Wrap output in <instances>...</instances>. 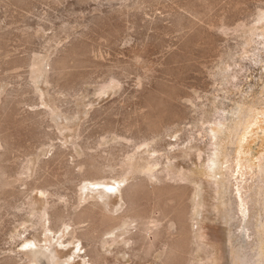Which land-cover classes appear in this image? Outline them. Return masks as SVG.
Returning <instances> with one entry per match:
<instances>
[{"label":"rangeland","instance_id":"rangeland-1","mask_svg":"<svg viewBox=\"0 0 264 264\" xmlns=\"http://www.w3.org/2000/svg\"><path fill=\"white\" fill-rule=\"evenodd\" d=\"M261 14L264 0H0V264H39L30 251L61 231L60 264H264ZM93 177L110 208L83 189Z\"/></svg>","mask_w":264,"mask_h":264},{"label":"bare ground","instance_id":"bare-ground-1","mask_svg":"<svg viewBox=\"0 0 264 264\" xmlns=\"http://www.w3.org/2000/svg\"><path fill=\"white\" fill-rule=\"evenodd\" d=\"M261 19L262 20H264V14L262 15L261 14ZM260 19V20H261ZM93 155V154H92ZM129 161V160H128ZM133 161V160H132ZM132 163V162H131ZM122 165V164H121ZM155 165H153V167H154ZM149 169H151V168H149ZM166 169V168H165ZM130 170H131V164H129V163H125V164H123L122 166H121V169H120V171H119V173L117 174L118 176V178H119V180L117 181V183H119V184H121V181H123V179L129 174V172H130ZM147 170V169H146ZM25 171V170H24ZM145 171V170H144ZM169 172H171V170L169 171ZM159 173H161V172H159ZM159 173H155V172H152V171H150V170H147L146 171V174H147V176L149 177V178H151V179H153V178H155V179H157V180H162V181H164L163 179L164 178H169V179H176L177 177L176 176H174V175H172V174H170V173H168L167 172V174H165V176H161V175H159ZM24 174V173H23ZM26 174V173H25ZM162 175H163V173H162ZM180 176V175H179ZM178 176V177H179ZM116 177V176H115ZM129 177V176H128ZM127 177V178H128ZM183 177V176H182ZM182 177H181V180L183 181V179H182ZM94 179H97L96 177H93V178H85L84 179V184H85V186H84V190H87V191H89V190H92V191H96V189H97V193L95 194L96 196H95V201L93 202V204L96 206V207H99L100 209H106V208H110V206H111V202H112V198H113V196H114V194H115V192L113 191V185L111 184V186L109 185V184H107V185H103L104 183L103 182H99V184H101V185H99L98 186V184H94L93 182H91V181H93ZM179 179V178H178ZM125 180V179H124ZM156 180V181H157ZM155 181V182H156ZM179 181H180V179H179ZM262 184L264 185V179H262ZM103 183V184H102ZM159 183V182H158ZM178 183V182H177ZM165 184V183H164ZM181 184H182V182H181ZM97 185V186H96ZM104 186V188L107 190V189H112V191H110V192H107V191H105V190H101L100 189V186ZM94 186V187H93ZM110 186V187H109ZM115 187V186H114ZM264 187V186H263ZM102 188V187H101ZM116 189V188H115ZM118 192V191H117ZM195 195V194H194ZM116 207V206H115ZM110 210H112L113 211V208H111ZM111 211V212H112ZM108 213H106V215H107ZM112 214H115V212H113ZM110 215L109 217L112 219V220H115V221H117V222H119V226L117 227V228H121V227H124V226H130V224H131V222H133V221H139L140 222V224L144 227V229H147V230H152V229H154L156 226H157V223H153L154 224V226L153 227H150L149 226V223L150 222H148L147 220H144L145 218H143L142 216H140V215H137L136 214V216H130V215H125V214H118V215H116V216H114V215ZM48 215V214H47ZM105 215V216H106ZM43 217V216H42ZM145 217V216H144ZM39 218V220L41 221L42 220V218L39 216L38 217ZM108 221H110V220H108ZM37 223V222H36ZM40 224H41V222H40ZM250 224V223H249ZM136 225V224H135ZM150 225H152V224H150ZM252 225V224H251ZM117 226V225H116ZM138 226V225H137ZM141 227V226H140ZM115 228V227H114ZM129 229V228H128ZM249 231L251 230V226L249 225L248 226V228H247ZM117 230V229H116ZM49 231V230H48ZM50 232H51V229H50ZM199 232V231H198ZM144 233V232H143ZM61 234H63L62 235V237H61V239H63V237H64V233H62V231H61ZM111 235L112 234H115L114 233V230H112L111 231V233H110ZM203 235V234H202ZM201 235V236H202ZM115 236V237H114ZM113 236V238L111 237V239H108L107 241H106V243H112V244H114V243H116V242H118V239H119V235L117 234V235H114ZM200 236V235H199ZM196 237V236H195ZM201 238V237H200ZM204 238V237H203ZM60 238L56 241V243L55 244H52V242H53V239H50V240H48L49 241V243L50 244H46V245H39V247H37V249L36 250H34V251H30V253H32V255L35 257V261L37 262L38 261V263L39 264H60V254H61V251L60 250H58V247L60 246V247H63L64 246V244H66L67 243V241L65 242V241H62V242H60V240H61ZM197 239H198V237H197ZM125 241H126V239H125ZM193 244V243H192ZM29 246H31L30 244H28L27 245V247H29ZM192 246V245H191ZM60 247H59V249H60ZM166 247V246H165ZM65 248V247H64ZM197 248V247H196ZM199 248H202V249H204V250H206L207 252H208V254H209V258H211V256L213 255V252L212 251H210V249H207L208 247H204L203 246V244H201V246L199 247ZM191 249H192V247H191ZM100 252V251H99ZM170 252H172V251H170ZM196 252V251H195ZM185 253V252H184ZM193 254H195V253H193ZM197 254V253H196ZM192 256V255H191ZM197 257V256H196ZM29 258V257H28ZM191 258V257H190ZM195 258V257H194ZM206 260V259H205ZM212 261V260H211ZM198 262V261H197ZM216 262V261H215ZM211 263V262H210ZM247 263V262H246ZM197 264V263H196ZM198 264H209L208 263V260L207 261H205V262H201V263H198ZM248 264V263H247Z\"/></svg>","mask_w":264,"mask_h":264}]
</instances>
